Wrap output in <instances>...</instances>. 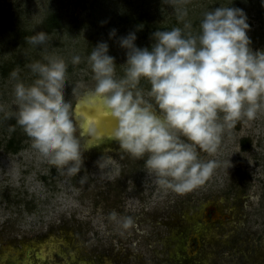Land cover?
<instances>
[{
	"label": "rangeland",
	"instance_id": "374dc122",
	"mask_svg": "<svg viewBox=\"0 0 264 264\" xmlns=\"http://www.w3.org/2000/svg\"><path fill=\"white\" fill-rule=\"evenodd\" d=\"M226 5L243 10L251 49L264 50L261 0H0V264H264V111L225 128L215 153L198 148L218 166L183 193L157 184L146 156L123 153L115 140L87 147L69 175L33 150L16 122L14 84L37 78L31 62L65 63L64 95L75 116V103L95 84L92 46L107 42L120 77V37L135 32V45L150 48L157 29L189 22L196 33L206 10ZM41 30L46 43H30ZM73 55L81 57L76 65ZM138 87L150 100L148 82ZM204 202L213 205L212 220L197 209ZM124 217L132 218L127 228ZM196 234L209 243L193 251Z\"/></svg>",
	"mask_w": 264,
	"mask_h": 264
},
{
	"label": "clouds",
	"instance_id": "9594fccd",
	"mask_svg": "<svg viewBox=\"0 0 264 264\" xmlns=\"http://www.w3.org/2000/svg\"><path fill=\"white\" fill-rule=\"evenodd\" d=\"M228 5L206 10L196 33L189 22L183 28L157 29L150 48L135 45V32L120 37L119 46L126 50L123 76H116L106 41L92 46L87 56L95 84L84 93L85 106L98 103L113 122L108 137L123 153L146 156L144 164L156 183L177 193L202 183L218 166L214 159H201L198 148L215 153L225 128L264 111V50L253 52L245 13ZM114 35L110 30L109 38ZM27 39L45 44L48 34L36 31ZM80 60L73 55L71 63ZM28 67L37 78L14 84L16 122L42 158L75 174L83 164L82 152L94 145L89 140H101L103 134L91 119L77 122L64 95L65 63L49 58ZM142 78L150 85V100L138 87ZM131 224V217L123 218V227Z\"/></svg>",
	"mask_w": 264,
	"mask_h": 264
},
{
	"label": "bare ground",
	"instance_id": "6f19581e",
	"mask_svg": "<svg viewBox=\"0 0 264 264\" xmlns=\"http://www.w3.org/2000/svg\"><path fill=\"white\" fill-rule=\"evenodd\" d=\"M87 99L88 98L83 94L79 98V100L77 101V103H76V105L74 107V113H75V117L78 119V123H83V122H85V121H87L89 119H91L92 121L95 122L96 116L89 117L90 115H87V113H84L82 111V108H83L82 106H85V102L87 101ZM92 107L95 109V111H96V113H97L98 116L101 115V114H104L103 109L100 107V105L98 103L94 104ZM82 138L84 140H86L85 137H82ZM112 141H114V140L113 139H110L108 137V133H103V135L101 136V140L90 139L89 140V143L99 146L100 144L108 145ZM229 226H230V229H229V232L226 233V235L229 234V236H231L233 234L232 230H235L236 225L235 224H232V225L229 224ZM194 229H195V232L198 231V228L197 227H195ZM198 239H199L198 240L199 242H197V245H198L197 248H199V249H201L202 247H204L205 244L209 243V242H207V240L206 241H200L199 236H198ZM221 245H222V247H229V245H228V243L226 241H222L221 242ZM261 247L264 249V243L261 244ZM222 258H225L226 259L227 258V255L224 256V257H222Z\"/></svg>",
	"mask_w": 264,
	"mask_h": 264
},
{
	"label": "water",
	"instance_id": "95a60500",
	"mask_svg": "<svg viewBox=\"0 0 264 264\" xmlns=\"http://www.w3.org/2000/svg\"><path fill=\"white\" fill-rule=\"evenodd\" d=\"M76 103H75V105H76ZM82 107H83L82 111L84 113H87V115H90L89 117L96 116L95 122L97 123L99 131L102 134L110 132L111 128L113 127V122L109 118L105 117L104 114H101V115L98 116L96 111H95V109L93 107H91V108L87 107V106H82Z\"/></svg>",
	"mask_w": 264,
	"mask_h": 264
},
{
	"label": "flooded vegetation",
	"instance_id": "af4514ba",
	"mask_svg": "<svg viewBox=\"0 0 264 264\" xmlns=\"http://www.w3.org/2000/svg\"><path fill=\"white\" fill-rule=\"evenodd\" d=\"M213 205L208 203V202H204L203 204H201L200 206L197 207V209L200 211H204L205 210V216L208 218V219H211L213 218V215H214V210H213ZM192 243V249L193 251L195 250V248H197V243L195 242H191Z\"/></svg>",
	"mask_w": 264,
	"mask_h": 264
}]
</instances>
